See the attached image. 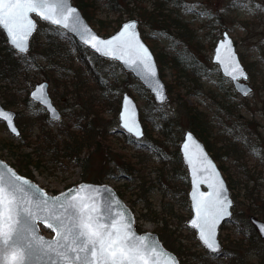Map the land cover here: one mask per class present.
I'll return each instance as SVG.
<instances>
[{
	"label": "rangeland",
	"instance_id": "rangeland-1",
	"mask_svg": "<svg viewBox=\"0 0 264 264\" xmlns=\"http://www.w3.org/2000/svg\"><path fill=\"white\" fill-rule=\"evenodd\" d=\"M72 1L75 3L74 0ZM137 1L148 8L152 4V0ZM94 2L97 5L96 11H94L96 14L95 20L93 23L88 22L98 31L96 21L99 26L104 25L107 21L115 19L117 13L112 10L111 3L108 4L105 0H94ZM245 4L247 7H243ZM167 7L166 12L171 11L176 19L183 22V24L167 30L149 25L146 22H139L138 25L141 36L152 51L154 53L161 52L167 58L165 60L162 57L159 66L160 75L164 82L171 81L174 74H176L171 66L173 57L179 60V66L186 63L183 60L184 58L187 62H190L188 60L193 57L194 62H198L204 69H207V73L200 77L197 82L187 81L184 80V77H181L184 85L178 91V97L181 101L175 99L176 90L172 92L174 98L168 92L167 102L161 104L159 109L165 111V114L169 117L174 118V120L169 118L170 121H175V123L179 121V124L176 123V127H181L180 138L183 131L188 128L187 113L184 111L186 106L196 109L194 112L198 113V116L195 119H200L203 135H207V141L211 145L210 153L217 155L214 156V159L219 167L221 165L222 169H220L227 184L228 181L230 183L228 185L232 198V216L221 225L219 230L222 252L217 255L206 251L197 240L195 231L186 224L190 216V210L187 199L188 185L183 184V178L176 179L174 182L170 181L168 185L167 177L171 172L164 171L162 181L154 180L156 175L154 167L160 165L161 160L152 149L146 148L142 143L134 142L129 135L119 129L117 118L119 100L115 99L112 106L107 108L108 105L105 99L108 95L106 93L105 97L101 95L102 89L95 87L92 81L88 83V88L85 90L89 93V96L85 97L84 101L92 102L94 106L104 104L105 110L102 113L101 123L107 128L106 131L113 132L111 137L114 145L117 149L120 148L126 154L134 157V160L139 161L137 165L142 169L140 174L145 179L153 181V185L149 190H140V194H138L135 185L140 181V178L138 175L136 176V173L131 174L132 179L126 180H117L110 177V169H116L118 163L121 162V158L117 153L109 158L93 152L88 166L82 170L80 166H76L71 162L68 163L64 159L61 161L65 168H55L52 161L48 160L49 153L47 152L43 155V162H41L43 166L46 164L45 167L42 170L33 168L31 174L40 186L52 194L83 180L105 182L116 189L118 185L127 183V193L123 194L122 198L133 211L135 226L139 231L149 230L157 233V229L161 224L156 223L149 217L152 216L151 211H163L162 215L166 217L167 226L166 234L161 239L165 243L171 242L173 249L182 252L179 260L181 261L180 264H182V260H184V264H227L229 261L227 251L247 253L244 254L245 259L254 262L258 255L264 253V239L256 238L250 246L245 244L246 240H243L244 244L241 247L236 245L241 239L240 237H244L243 231L252 230L251 225H249L250 215L264 220L263 216H259L249 209L255 205L253 202L254 197L261 200L264 196V55L260 54V51L264 49V0H179L178 3L168 1ZM249 8L253 11L250 12ZM201 13H204V15H201ZM220 14L225 18L224 25L215 22L216 17ZM126 18L127 15L123 14L121 21ZM134 18L137 17L134 16ZM39 25H41V30L44 29V23L39 21ZM244 25H247V28ZM113 30L110 27L109 31L112 32ZM179 31H182L183 34L180 35ZM223 31H227L233 39L241 62L248 71L247 82L251 86V91L245 96L234 90L230 80L223 77L216 64L211 61L214 43ZM98 32L102 34V32ZM42 39L40 37L39 42ZM62 43L70 48L71 57L75 58L73 65H77V56L81 52H84L92 60L90 51L82 45L77 46L71 39H65ZM12 55L16 59L19 54L12 49ZM22 58L30 59L28 55ZM94 63L97 71L106 76L112 74L117 79L116 83L120 84L118 81L124 80L125 72L114 60L98 57ZM183 76L187 78L186 75ZM129 78L131 82L125 91H128L135 98L145 131V135L140 141L157 147L153 138L156 139L160 136L158 134L160 130L157 126L162 123V119L157 117V112L153 114L150 112L149 98H151V95L148 91L132 75ZM41 79L42 74L37 72L33 64H30L25 72L17 74V77L11 81L0 79V101L16 112L21 111V126L26 120L30 121V124L24 125V128L27 127V129L20 133L30 142V146L24 148L28 152L31 151L33 145L42 135V132L39 131L40 126L46 124L45 122L41 123L36 119V116L30 115L32 111L37 113L39 110L34 105V107L27 106L24 99L26 98V92ZM109 79L113 81L112 78H107L108 84ZM48 82L50 86L51 83ZM116 83H112L111 86H115ZM61 92H63V89L57 88V93ZM120 94L118 95L120 96ZM63 97L65 100L62 105L66 108L60 120H51L46 126V129L50 130L49 135L56 133L55 127L59 128L60 125L64 124L73 125L74 122L70 121L69 114L80 108L83 101L78 96L70 93L64 94ZM97 98L98 101H96ZM7 100H10V102ZM58 107L60 108V106ZM191 120L195 121L194 118H191ZM29 128H32V131ZM43 129L47 132L44 127ZM59 132L65 134L63 131ZM59 140L55 144L58 149H60L59 145L61 144ZM4 143L15 146V144L20 143V139L13 137L5 128L3 122L0 121V157L11 163L13 158L8 154L7 149L2 146ZM157 143L159 142L157 141ZM166 145L168 144L166 143ZM167 149L169 150V157L166 160L168 164H166L165 170L174 168L177 173H180L185 167H180L175 156L172 155L174 146L169 143ZM115 169L114 171L117 173L119 169ZM148 184L146 183L145 186ZM249 191L252 192L253 197L251 198L248 197ZM129 193H132V195L129 196ZM42 231L47 235L51 234L45 228Z\"/></svg>",
	"mask_w": 264,
	"mask_h": 264
},
{
	"label": "trees",
	"instance_id": "trees-1",
	"mask_svg": "<svg viewBox=\"0 0 264 264\" xmlns=\"http://www.w3.org/2000/svg\"><path fill=\"white\" fill-rule=\"evenodd\" d=\"M74 1L75 4L79 6L86 19L89 22L93 23L96 16L94 11H96L97 8V5H95L94 0ZM105 1H107L108 4L111 3L112 10L115 11L117 14L115 19L107 21V23L104 25L101 24V26H99L96 21L98 31L102 32V34L104 35L111 32L109 31L110 27L112 29H115L119 26L123 14H126L127 18H131L134 16L137 17L140 23L146 22L149 23V25H155L166 30L183 24V22H179V20L176 19V16H174L171 11L166 12L168 8V1L178 3L179 0H152V4H150L149 8L144 4L139 3L137 0ZM130 2H132L133 4H130ZM224 19L225 18H223L220 14L216 17L215 22L217 24L224 25ZM42 23L45 24L44 29L41 30V25L38 26V29L31 40V47L28 53L26 55L19 54L16 56V59L13 58L14 56L12 55V49L6 43L5 37L2 31L0 30V79H3L4 81H11L15 77H17V74L25 72V70L28 69L29 65L33 64L37 72L42 74V79L50 81L52 85L51 93L53 94V96L63 97L64 94L70 93L74 96H78L79 99L83 101L80 104V108L76 109L74 113L71 112L69 114L70 121L74 122L73 125H60L54 135H49L50 130L46 129V132L43 129V126L41 125L39 131L42 132V135H40V138L33 145L31 151L28 152L24 149L30 144V142L27 141L25 136H23L22 134L17 137L18 139H20V143L15 144V146L10 143H4L2 146L7 149V151L9 152L8 154L13 158L11 165L14 166L19 173L33 178L31 170L33 168L42 170V168L45 167L46 164L43 166L41 162H43V155L47 152L49 153V158L53 159L51 160L48 158V160L52 161L53 166L55 168L57 167L58 169H64L65 167H63V162L61 161L64 159L68 163L71 162L76 166H80L82 170H84L88 166L89 159L91 156H93V152L94 154L100 153L101 155L107 156L109 158H112L113 154L117 153L121 158V162L120 164L118 163L117 168L114 169L119 170L116 173L114 169H110L109 176L117 180H126L132 179L130 177L131 174L136 173V176L138 175V177L140 178V181H138V183H136L135 185V187L137 188L136 192L140 194V190H149L150 187L153 185V181L145 179V177L140 174V171L142 169L140 166L137 165L139 161L134 160V157L126 154V152H124L120 148L117 149L111 137L113 132L110 133L106 131L107 128L102 125L101 119L102 113L105 110V107L103 106L104 104H98V106H94L92 102L84 101V99H86L85 97L89 96V93L85 90L88 88V83L92 81L95 87L97 86L102 89V92L100 93L101 95L104 96L105 93L108 95L105 100L108 105L107 108H110L115 99L119 100L120 96L118 94L121 93V91L127 90L128 85L131 82L129 78L131 74L124 70V80L118 81L120 82V84L116 83L117 79H115L112 74L106 76L102 72L96 70L94 62L95 59L98 58V56H96L91 51L90 53L92 60L90 59V57H87L84 52H81L78 53L77 56V65H73L75 58L71 57L70 48L66 47L62 43V41L65 39H71V41H73L77 46H79L80 44L74 41L72 37L60 27L53 26L45 22ZM244 27L247 28V25H244ZM179 34L182 35V31H179ZM40 37L43 38L41 42H39ZM33 51L34 53L32 54ZM260 52L261 55H264V49ZM159 54H161V52H155V57L158 66H160L161 64L162 57L167 60L165 54ZM27 55L30 59L22 58ZM189 56L191 57V55ZM191 58V60H188L190 62H187L186 58H184L183 60L186 63H184L183 66H179V60L173 57V63L171 64V66L173 72L176 74H174V78L171 79V81L165 82L166 88L168 92L171 93V95L174 90L177 91L175 99L179 101L181 100L178 97V91L181 90L184 86L181 77H184V80L187 81L193 80L194 82H197L200 77L207 73V69H204L203 66L198 64V62H194L193 57ZM186 69L189 71H187ZM183 75H186L187 78ZM107 78H112L113 81L109 79L108 84ZM112 83H116V85L112 87ZM57 88L63 89V92L57 93ZM172 97L174 98L173 95ZM7 101L10 102V100ZM26 101H28L27 93L26 98L24 99V103H26ZM96 101H98V98L96 99ZM160 105L161 104L155 103L152 97L149 98L150 112H152V114L154 112H157V117H160L162 119V123L157 126L160 130L158 132L160 136L156 139L153 138L157 147L148 143L146 144V142L142 143L146 148L152 149L157 155V157L161 160V164L154 167V170L156 171L154 180L157 179L158 181H162V176L164 175L163 172L167 171L171 172L167 177L168 185L170 181L174 182L176 179L179 178H183V184L188 185V177L185 169H182L180 173H177L176 169L174 168L165 170V166L166 164H168V161L166 160L169 157V150L167 149L169 147V143L174 146V153H172V155L175 156L177 163H179L180 167L182 168H184V166L180 159V154L178 150V143L181 135V127H176V123L179 124V121H176V123L175 121H170L169 118L173 120L174 118L169 117L165 114V111L160 110ZM195 110L196 109L192 107L188 108V106H186V109L184 111L187 113V126L191 128L202 140H204L206 146H211L210 143L207 141V135H205L206 137L203 135L204 133L200 125V119H195L198 116V113L194 112ZM18 113L20 114L17 119L18 123L21 125L22 113L21 111H19ZM36 117L35 118L38 119L41 123L45 122L44 116ZM191 118H194L195 123L191 120ZM28 124H30L29 120H26L24 124H22L21 133L25 131L24 125L27 126ZM102 129H104L105 131H103ZM58 130L63 131L65 134H61ZM39 134L40 133L38 132V135ZM58 139H60L59 141L61 142V144L59 145L60 149L55 146L56 141H58ZM157 141L159 143H157ZM166 143L168 145H166ZM212 156L216 157L217 155L213 154ZM64 165L67 166L68 164ZM220 168L222 169L221 165ZM146 183L149 184L145 186ZM228 184L230 185L229 181ZM126 191L127 183H123L117 186L116 192L119 194L120 197H123V194L127 193ZM248 194V197H253L251 191H249ZM128 195L131 196L132 193H129ZM253 200L255 205L251 206L249 209L253 213L264 217V196L261 200H257V198L255 197ZM151 212L152 216L149 218H152L153 221H155L156 223L159 222L161 224L157 229V233L159 235V238L161 239V237L166 234V217L162 215L163 211ZM249 225H251V223ZM251 227L252 230L250 229L243 231L244 237H240L241 239H239L236 245L237 247H241L244 244L243 240H246L247 242L245 244H247V246H250L253 244L256 238L261 239V237L257 234L255 228H253L252 225ZM162 242L168 249L176 253V255L180 259L182 254L181 251H176V249H173L171 247V242L165 243L164 240H162ZM226 253L229 256V261L227 264H264V253L258 255L256 261L254 262H249V260L245 259L244 254L247 253L241 254L239 253V251H227ZM182 264H184V260H182Z\"/></svg>",
	"mask_w": 264,
	"mask_h": 264
},
{
	"label": "water",
	"instance_id": "water-1",
	"mask_svg": "<svg viewBox=\"0 0 264 264\" xmlns=\"http://www.w3.org/2000/svg\"><path fill=\"white\" fill-rule=\"evenodd\" d=\"M44 2L47 6H51L56 13L60 11L57 5H65L66 8L64 10L69 16L67 21L69 27L64 28L63 25H56L51 23V21H45L35 12L29 13V18L34 22V27L29 32L24 42L27 51L30 47L31 37L37 29L38 20L45 21L62 28L71 35L74 40L93 51L98 57L115 60L122 69L131 73V75L148 91L156 103L161 104L168 99L169 94L165 82L159 73L155 54L141 36L137 18H126L121 21L119 26L112 32L102 35L91 26L81 9L72 0H44ZM67 8L74 11L67 13ZM41 11L47 12V7L41 9ZM55 18L59 17L56 16ZM130 23L133 24V27L126 29L124 26ZM0 29L6 38L7 44L15 52L20 53V51L14 47L7 30L2 25H0ZM85 29L89 30V34L82 38L81 34ZM121 33L123 34L121 35ZM92 35L96 36L100 41H113V44L108 47L100 44L98 45L100 51H97L91 46V43H85L86 39L91 40ZM116 37H119V40H116ZM117 44L122 46V50L116 52V55L120 57L119 59L114 58L112 55H105L106 52H110L111 48L115 47ZM27 51L20 54H25ZM211 61L218 66L220 73L224 77L231 80L232 86L237 93L245 96L251 91V86L247 82L248 71L241 62L233 39L227 31H223L221 36L217 38L213 46ZM237 66L240 70L239 72L236 71ZM240 72H242L243 75H240ZM234 76L236 77L235 79H233ZM28 95L31 100L39 103L45 108L49 118L54 120L60 118L61 113L52 103V99L48 93V82L46 80L35 83ZM0 112L8 115V120L0 117V120L4 122L8 132L13 136H18L20 131L15 123L16 112L13 109L3 106L1 102ZM117 118L118 126L121 131L129 134L135 140L144 137L145 131L140 118L139 107L135 98L128 91H123L121 93ZM9 121H11V126L9 125ZM125 122L132 128L131 132L124 127ZM13 127L15 131L12 130ZM178 149L182 163L186 168L189 181L187 198L190 216L186 224L195 231L197 240L208 252H210L209 249H207L201 239L200 228L193 224V221H196V225L201 223V217L197 213V204L201 201H215L221 189H223L224 196H226L227 200L230 202V204L226 206L225 212L223 214H216L215 219V240L222 252L219 230L221 225L228 221L232 214V198L229 193L227 181L204 143L190 128H186L183 131ZM11 173H14L16 177L20 178L16 181V184L19 188L23 189V191L16 193L17 197L21 200H30L31 207L39 214L40 219L36 221L35 234L42 237L43 240L53 241L57 238L56 231L54 230L55 225L53 228H49L52 231L51 235H46L40 231L41 225L45 226V217L50 215H66L62 205L67 206L69 202L94 204L101 217V222L108 225L110 230V226L113 223L118 227H126L130 229L135 237L140 238L150 247L156 248L157 251L156 254L152 256L151 264H180L178 256L163 245L156 232L149 230L139 231L135 228L133 211L110 184L105 182L79 181L55 194H51L40 186L36 180L20 174L10 163L0 157V174L4 177L5 186L10 179H15V177L11 176ZM222 198L223 197H221V199ZM45 201L47 203H45ZM37 205H39V208L36 207ZM213 214L214 210L209 212L210 217ZM250 220L254 224L259 235L264 237V220L254 216H250ZM47 222H51V220ZM69 255L73 254L70 253ZM81 255L83 256V254ZM52 261L58 262L59 258L54 255H52L51 259H49V257L34 256L31 261L26 262V264H52ZM9 264H12L10 254ZM73 264H82V262L73 260Z\"/></svg>",
	"mask_w": 264,
	"mask_h": 264
},
{
	"label": "snow or ice",
	"instance_id": "snow-or-ice-1",
	"mask_svg": "<svg viewBox=\"0 0 264 264\" xmlns=\"http://www.w3.org/2000/svg\"><path fill=\"white\" fill-rule=\"evenodd\" d=\"M45 7L47 12L41 11ZM57 7L60 8L58 13L51 6H47L44 0H0V25L7 30L14 47L24 53L27 51L24 46L25 39L34 27L29 13L35 12L45 21L63 25L64 28L69 27V16L64 10L66 6L59 4ZM248 10L253 11L251 8ZM66 11L71 13L74 10L67 8ZM56 16L59 18H55ZM124 27L127 29L133 27V24H126ZM88 34L89 30L85 29L81 36L83 38ZM115 39L119 40V37ZM85 43H91L93 48L100 51L98 45L108 47L113 41H100L92 35L91 40L86 39ZM118 50H122L119 44L105 55L119 59L116 55ZM236 71H240L238 66ZM240 75L243 73L240 72ZM235 78L234 76L233 79ZM0 117L8 120V115L2 112ZM9 125L11 126V121ZM124 127L132 131L127 122ZM12 130L15 131V128ZM11 176L15 179H10L5 186L4 177L0 174V264H9V254L12 264H26L34 256L51 259L52 255L59 258L58 262L52 261V264H73V260L82 264H151L156 248L145 244L126 227H118L113 223L110 230L108 225L101 222L94 204L69 202L67 206L62 205L66 215H50L44 218L46 227L53 228L55 225L57 238L53 241L43 240L35 234L39 214L31 207L30 200L17 197L16 193L23 191L16 184L20 178L14 173ZM228 204L230 202L224 196L223 189L217 194L215 201H201L197 204L201 223L196 225V221H193V224L200 228L201 239L213 254L218 255L221 252L214 235L216 214H223ZM36 207L39 208V205ZM213 210L214 214L210 217L209 212ZM49 220L51 222H47ZM70 253L73 255H69Z\"/></svg>",
	"mask_w": 264,
	"mask_h": 264
},
{
	"label": "flooded vegetation",
	"instance_id": "flooded-vegetation-1",
	"mask_svg": "<svg viewBox=\"0 0 264 264\" xmlns=\"http://www.w3.org/2000/svg\"><path fill=\"white\" fill-rule=\"evenodd\" d=\"M35 85V83L33 84V86ZM32 86V87H33ZM31 87V88H32ZM30 88V89H31ZM50 88V89H49ZM30 89L26 92L27 93V98H28V101H26V105L27 106H29V107H34V106H36L37 108H38V112L37 113H35L34 111H32L31 113H30V115H32V116H44L45 117V124L46 125H44L43 127L46 129V126L50 123V121H51V119L49 118V116L47 115V112L45 111V108L43 107V106H41L39 103H37V102H35V101H32L28 96V94H29V91H30ZM50 90V91H49ZM48 93H49V95H50V97H51V99H52V103L59 109V111H60V113H61V116H60V118H59V120L61 119V117H62V114L64 113V109L66 108V106H63L62 105V103H64V97H55L54 96V99H53V96H51V95H53L52 93H51V85L49 86V83H48ZM1 103H2V105L3 106H5L4 104H3V102L1 101ZM57 105H56V104ZM34 105V106H33ZM58 106H60V108L58 107ZM5 107H7V106H5ZM8 108V107H7ZM42 112V113H39V112ZM38 114V115H37ZM39 114H41V115H39ZM18 112H16V116H15V123H16V125L18 126V128H19V134L21 133V130H22V127H21V125L18 123ZM58 121V120H57ZM4 124V123H3ZM5 126V125H4ZM57 128L58 127H55V129L57 130ZM7 129V128H6ZM27 129V127H25V130ZM29 130L30 131H32V128H29ZM198 136V135H197ZM199 137V136H198ZM201 139V138H200ZM133 140V139H132ZM134 142H135V140H133ZM201 141L204 143V145L206 146V144H205V142H204V140H202L201 139ZM138 143H143V141H140V140H138ZM206 148H207V150L209 151V152H211V146H206ZM212 155V154H211Z\"/></svg>",
	"mask_w": 264,
	"mask_h": 264
}]
</instances>
